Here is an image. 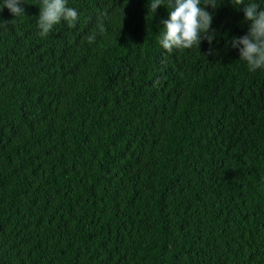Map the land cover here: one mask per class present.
<instances>
[{"label": "trees", "instance_id": "trees-1", "mask_svg": "<svg viewBox=\"0 0 264 264\" xmlns=\"http://www.w3.org/2000/svg\"><path fill=\"white\" fill-rule=\"evenodd\" d=\"M150 2L68 0L41 37V0H0V264H264V69L231 46L264 0L171 53Z\"/></svg>", "mask_w": 264, "mask_h": 264}, {"label": "clouds", "instance_id": "clouds-1", "mask_svg": "<svg viewBox=\"0 0 264 264\" xmlns=\"http://www.w3.org/2000/svg\"><path fill=\"white\" fill-rule=\"evenodd\" d=\"M232 2L235 5L245 4V0ZM67 5L68 0H41L38 18V34L41 37H47L54 26L62 21L67 22L70 28L76 27L80 14ZM160 5L172 9L169 11V18L163 21L165 31L159 38V44L167 52L200 47L203 39L211 43L215 38V30L211 29L213 13L207 7L211 6L214 10L218 8L220 5L217 0H169L168 4H164L163 0H151L150 12L155 13ZM3 7H7L14 18L25 14L22 0H4ZM244 13L245 20L250 22L249 30L243 36L233 37L231 46L239 50L240 59L246 61L250 71L264 69V8L258 3L248 2L245 4ZM107 17V10L98 15L96 28L84 37L88 44L96 41L98 32L105 31L104 22ZM3 25L6 26L7 21Z\"/></svg>", "mask_w": 264, "mask_h": 264}]
</instances>
